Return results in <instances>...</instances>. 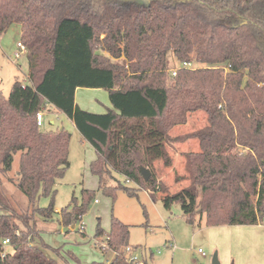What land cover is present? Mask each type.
<instances>
[{
    "label": "trees",
    "instance_id": "obj_1",
    "mask_svg": "<svg viewBox=\"0 0 264 264\" xmlns=\"http://www.w3.org/2000/svg\"><path fill=\"white\" fill-rule=\"evenodd\" d=\"M14 24L28 72L25 84L14 79L7 97L0 92V177L18 154L10 182L26 208L0 189V242L8 239L10 250L0 264H70L60 248L37 241L33 223L35 216L52 217L54 187L69 168L70 134L37 126L48 106L94 149L89 169L107 196L120 189L136 195L115 173L167 210L179 204L192 226L196 218L197 227L202 220L206 227L264 222V0H0V36ZM170 54L178 66L199 67L179 69L166 87ZM78 88L106 91L111 108L81 110ZM198 111L205 127L171 136ZM191 140L199 152L182 154L188 184L171 193L154 176L153 162L171 167L167 146ZM140 167L152 172L146 182ZM83 194L86 201L72 198L59 212L62 226L81 221L90 197ZM40 197H50L46 208L36 207ZM94 238L113 257L90 264H128L127 225L112 218L109 233L97 228Z\"/></svg>",
    "mask_w": 264,
    "mask_h": 264
},
{
    "label": "rangeland",
    "instance_id": "obj_2",
    "mask_svg": "<svg viewBox=\"0 0 264 264\" xmlns=\"http://www.w3.org/2000/svg\"><path fill=\"white\" fill-rule=\"evenodd\" d=\"M148 0H139L146 4ZM19 41L18 25H12L7 32L0 36V92L8 96L14 78H18L25 84L28 72L26 56L20 53L18 57L16 43ZM170 68L178 66L169 55ZM199 67L192 62L191 68ZM172 85L169 71L165 76V86ZM85 97H78L79 106L90 113L102 114L109 107L108 94L104 90L86 89ZM80 95V94H79ZM92 105V107L90 106ZM44 115V129H64L70 134L68 145L69 168L63 178L59 180L54 189L56 190L53 208L54 213L48 220L35 216L33 223L39 234V239L52 248H60L61 256L70 264H90L91 262H106L111 259L113 253L103 254L96 245L94 238L97 228L107 235L110 231L112 218L129 227L128 243L135 249L139 260L144 264H212L215 251L209 245L213 235L211 229L201 223L196 225L186 223L182 217L179 204H173L170 209H165L162 200L158 197L152 200L149 194L142 189H137L132 183H126L124 179L113 174L115 179L124 187L136 190L135 196H130L123 190H117L113 197L107 196L99 189V178L90 172V163L96 159L94 149L82 139L74 125L63 114L52 108H46ZM54 121L50 126L48 121ZM206 126V117L203 112L192 113L185 125H179L172 129L171 136L184 135L199 130ZM167 152L171 158V167L163 166L161 160L154 161L153 174L161 180L171 193L178 192L188 181L184 179L185 161L183 152H199L197 141L191 140L174 147L167 146ZM18 169V154L13 157L12 169L4 177H0V189L10 198L18 209L26 208V200L17 189L15 173ZM152 174V172H151ZM113 184V182H111ZM90 194L87 202V211L82 216L84 231L75 229L70 231L60 224L59 213L68 207L72 198L77 205L86 201L83 192ZM50 204V197H40L36 207L46 208ZM203 222V221H202ZM198 250L205 253L202 256ZM8 248V252H9ZM44 253L52 259H59L56 254L49 250ZM70 253L74 258L69 257ZM112 253V254H111ZM217 261L220 263L218 255Z\"/></svg>",
    "mask_w": 264,
    "mask_h": 264
},
{
    "label": "crops",
    "instance_id": "obj_3",
    "mask_svg": "<svg viewBox=\"0 0 264 264\" xmlns=\"http://www.w3.org/2000/svg\"><path fill=\"white\" fill-rule=\"evenodd\" d=\"M18 30L20 38V26H18ZM17 43H19V41ZM17 43L16 49L19 52L14 54L15 57L16 54L19 56V54L22 53L17 47ZM23 54L25 55V53ZM85 92L87 91L83 88H78L75 91V103L81 110L84 109L79 106L78 97H85ZM90 106L92 107V105ZM108 108H111L110 103L106 110ZM48 124L53 126L54 121L50 120ZM55 212L59 213L60 211L57 210ZM202 221L201 223L204 225ZM81 223L83 224V222L80 221L77 227L79 231ZM207 228L212 230L210 232H212L213 240L209 247L215 251L214 254H216V256L218 255L219 264H264V222L254 226H219ZM68 229L72 231L75 229V226L68 227ZM111 259L107 260L106 263Z\"/></svg>",
    "mask_w": 264,
    "mask_h": 264
},
{
    "label": "built area",
    "instance_id": "obj_4",
    "mask_svg": "<svg viewBox=\"0 0 264 264\" xmlns=\"http://www.w3.org/2000/svg\"><path fill=\"white\" fill-rule=\"evenodd\" d=\"M17 47L20 49V51L22 53H25V48L22 44L17 43ZM18 55L16 54V57ZM192 63H187V62H183L181 63L178 67L173 68L171 70H169L170 73V78H173L176 76V73L179 69L181 68H187L190 69L191 68ZM44 115L42 112L38 113L36 116V122H37V126L41 127L43 125L44 122ZM80 231H83V224H80ZM102 247L104 246L103 244L101 245ZM8 248H9V240L8 239H4L0 242V259H3L7 254H8ZM198 252L202 255L205 256V253L202 252L201 250H198ZM123 257L124 260L128 263V264H144L142 261L139 260L138 256L135 253V249L131 246H126L123 250Z\"/></svg>",
    "mask_w": 264,
    "mask_h": 264
},
{
    "label": "water",
    "instance_id": "obj_5",
    "mask_svg": "<svg viewBox=\"0 0 264 264\" xmlns=\"http://www.w3.org/2000/svg\"><path fill=\"white\" fill-rule=\"evenodd\" d=\"M139 172L143 178V180L146 182L150 176H151V172L147 169V168H144V167H140L139 168ZM212 264H219L218 261H217V256L216 254H214L213 258H212Z\"/></svg>",
    "mask_w": 264,
    "mask_h": 264
}]
</instances>
